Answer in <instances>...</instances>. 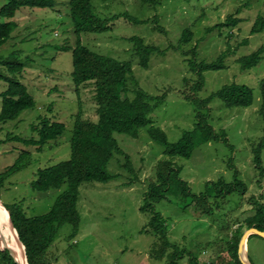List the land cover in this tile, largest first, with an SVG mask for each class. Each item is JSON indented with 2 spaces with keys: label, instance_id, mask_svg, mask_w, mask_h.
<instances>
[{
  "label": "rangeland",
  "instance_id": "374dc122",
  "mask_svg": "<svg viewBox=\"0 0 264 264\" xmlns=\"http://www.w3.org/2000/svg\"><path fill=\"white\" fill-rule=\"evenodd\" d=\"M157 1L159 4L153 6L143 0H92L95 12L109 21L101 24L104 31L83 33L82 43L98 54L132 62L134 75L129 82L132 91L138 83V88L152 97L166 95L165 102L149 118L153 127L164 131L172 144L192 132L197 124V111L183 93L188 89L185 80L197 79L190 71L191 51L196 48L197 62L205 64L224 55L227 68L204 74L206 86L199 98L207 99L235 83L253 90L254 104L230 108L215 98L209 106L208 120L219 139L198 146L189 159L178 157L172 161L192 195L206 194L213 183L221 180L236 183V172L247 190L221 198H216L214 191L209 197L213 211L208 214L206 207L194 205L192 196L183 197L174 187L168 200L154 205L155 212L163 217L170 244L179 253L174 256L172 250L160 255V239L153 233H145L151 214L141 208L150 185L157 179V165L166 158L165 147L150 138L148 128H142L138 138L116 134L136 175L124 169L122 156L115 155L108 169L119 177L107 184L87 183L80 188L79 228L76 234L70 225L60 229L47 253L50 264H234L229 242L240 226L247 230L246 220L256 213L259 203L264 204V174L257 168L254 156V148L264 137L260 112L264 54L261 62L247 71L238 62L264 48V31L252 34L257 19L264 18V0ZM5 5V1H0V12ZM124 13L143 23L112 19ZM228 17L240 22L234 27L217 26L226 23ZM12 21L18 27L0 47V56L6 60L18 53L17 60L23 64L24 72L13 75L7 65L0 64V113L2 94L9 88L6 78L24 84L36 106L15 121L0 123V174L24 156L20 170L0 183V201L4 206L19 204L28 217H35L50 212L67 189L64 186L38 192L33 183L40 169L70 159L75 117L79 112L85 119L97 121L95 87L89 84L76 93L72 49L77 46L78 36L71 18V0H56L55 7L47 9L22 8ZM4 22L8 21L0 15V23ZM187 29L194 38L180 45ZM134 37L160 50L152 55L147 69L135 56ZM45 117L65 124V133L42 149L26 145L23 140H39L33 128ZM262 162L264 168V149ZM5 225L2 217L0 229ZM0 245L4 247L1 239ZM248 251L252 264H264V240L252 238ZM0 264H5L1 256Z\"/></svg>",
  "mask_w": 264,
  "mask_h": 264
},
{
  "label": "trees",
  "instance_id": "16d2710c",
  "mask_svg": "<svg viewBox=\"0 0 264 264\" xmlns=\"http://www.w3.org/2000/svg\"><path fill=\"white\" fill-rule=\"evenodd\" d=\"M6 5L2 8L0 15L8 22L0 23V47L5 45L17 29V23L12 20L22 8H53L56 0H0ZM107 1V0H101ZM144 3L157 6V0H143ZM71 18L78 36L77 46L73 52V73L72 78L76 87V93L89 84L95 87L94 99L96 102L97 121L85 119L82 113L75 117L73 136L71 139V157L67 161L60 162L52 167L40 169L37 173V180L33 183V188L38 192H48L52 189H67L56 199L52 209L47 214L35 217H28L22 210L21 205L6 206L10 212L12 223L14 224L20 241L25 246L27 262L29 264H50L46 259L50 247L55 243L60 229L66 225L74 228L76 234L80 225V213L78 202L80 198V188L87 183L107 184L115 180L119 175H112L108 166L115 155L122 156L125 160L124 169L132 175L136 171L130 161V157L120 148L115 135H128L133 138L139 137L142 128H148L150 138L165 147V159L161 160L156 168L157 179L150 185L146 193L145 203L141 211L151 214L150 221L145 228V233H153L160 241L159 254L165 255L168 251H174V256L179 251L172 246L168 240V230L160 213L155 212L156 203L168 200L174 187L177 186L179 193L183 197L192 196V202L206 207V212L210 214L213 210L209 205V197L216 192V198L226 197L234 192L244 193L246 185L235 174L236 183L227 184L224 181L213 183L206 194L200 196L192 195L188 184L180 179V170L173 163V159L181 157L191 158L195 149L203 144H207L219 139L214 128L209 124L210 104L215 98L222 100L227 107L248 108L254 104V93L251 88L245 85L230 84L207 99H200L199 93L205 88L206 81L204 74L208 71L224 70V55L210 64L197 62V49L191 53L193 59L190 60V71L196 75V81L185 80L184 98L192 103L197 111V124L192 132L186 133L177 143H170L167 134L159 128L153 127V122L149 116L156 108L163 104L166 95L152 97L138 88L132 91L129 82L133 81V64L130 61H119L112 57L98 54L82 43V34H93L104 31L101 25L106 19H101L95 12L92 0H71ZM127 19L128 21L140 24V21L128 13L113 16V20ZM239 19L228 17L226 23L217 25L218 27H234L239 23ZM162 33L165 29L157 27ZM264 31V18L259 17L252 29V34ZM194 34L187 29L180 40V45L190 43ZM135 43V56L139 58L140 65L148 68L153 54L160 52L156 46L145 44L144 39L132 38ZM68 50V49H65ZM264 54V48L256 53L244 57L238 62L242 65V70L247 71L257 66ZM18 53L11 54L6 60L0 56V64L7 65L10 73L21 75L24 66L17 60ZM9 83L8 90L2 94V110L0 113V123H8L17 120L26 111L35 108L36 102L28 92L26 86L21 82L6 78ZM133 93V97L131 96ZM261 116L264 119V81L261 85ZM66 125L59 122H52L48 118H42L40 125L33 128L39 135V140H23L28 146H35L42 149L49 142L57 141L66 131ZM221 139V138H220ZM16 140H20L16 138ZM264 149V137L254 148L255 164L264 174L262 166V152ZM24 155V154H23ZM5 173L0 174V183L7 180L20 170V160ZM247 229L255 227L264 232V204L259 203L256 213L246 220ZM244 227L240 226L232 240L229 242V250L234 264H241L238 257L239 244L244 233ZM260 238L259 236H251ZM264 240V239H262ZM24 251V247H23ZM24 252V253H25ZM187 253V252H186ZM0 256L5 264H16L10 256L8 250H2L0 245Z\"/></svg>",
  "mask_w": 264,
  "mask_h": 264
},
{
  "label": "bare ground",
  "instance_id": "6f19581e",
  "mask_svg": "<svg viewBox=\"0 0 264 264\" xmlns=\"http://www.w3.org/2000/svg\"><path fill=\"white\" fill-rule=\"evenodd\" d=\"M2 217L4 221L6 220L5 228H3V230L0 229V239L4 244V247L9 248L13 251L16 259L20 264H28L24 253L25 250L23 251V245L17 237L15 231L11 227V221L8 215V211L0 201V219Z\"/></svg>",
  "mask_w": 264,
  "mask_h": 264
},
{
  "label": "water",
  "instance_id": "95a60500",
  "mask_svg": "<svg viewBox=\"0 0 264 264\" xmlns=\"http://www.w3.org/2000/svg\"><path fill=\"white\" fill-rule=\"evenodd\" d=\"M6 210H7V208H6ZM8 215H9V218H10V221H11V227L15 231L17 237L19 238L18 232H17L14 224L12 223V219H11V215H10L9 211H8ZM251 236H259L262 239H264V232L258 230L255 227L249 228L246 231H244V233L242 235V238L240 240L239 251H238V257H239V261L241 262V264H252L251 259L249 257V251H248V242H249V238ZM19 240H20V238H19ZM22 245H23V243H22ZM23 247H24V250H25V246L24 245H23ZM2 250H8V252H9L10 256L13 258L14 262L16 264H20L19 261L16 259V256H15V254L13 253V251L11 249L2 247ZM25 257L27 259L26 252H25Z\"/></svg>",
  "mask_w": 264,
  "mask_h": 264
}]
</instances>
